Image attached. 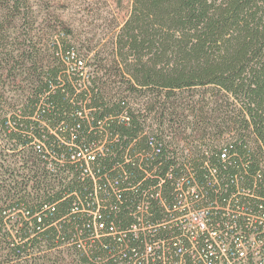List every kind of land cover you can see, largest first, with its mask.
<instances>
[{
    "label": "trees",
    "instance_id": "16d2710c",
    "mask_svg": "<svg viewBox=\"0 0 264 264\" xmlns=\"http://www.w3.org/2000/svg\"><path fill=\"white\" fill-rule=\"evenodd\" d=\"M21 1L0 0V36L12 16L24 15L16 12ZM121 1L116 0L118 5ZM63 33H58L63 54L56 53L59 58L54 68L41 66V49L30 30H21L15 49L1 58L0 85L19 89L25 99L20 107L8 111L0 94L3 149L13 153V140L24 141L28 132L45 130L40 120L57 128L65 122L69 128L80 123L77 130L86 142L107 132L106 146L116 158L105 159L106 167L116 161L141 178L142 172L133 170L123 153L147 149L150 161L159 163V173L170 166L177 168L166 150L178 144L165 136L184 130L191 117L196 131L204 133L208 127L214 133L229 130L223 143L235 139L232 151L242 163L250 171L264 170V0H131L128 17L105 58L107 63L103 64L98 53L93 55L95 76L88 91H77L63 75V70L86 67L70 51ZM17 75H21L18 80ZM78 100H85L92 125L78 121ZM124 112L126 117H122ZM98 121L104 125L99 127ZM144 125L152 133L154 147L161 148L157 155L151 151L149 138L141 135ZM214 152L207 158L211 163L218 162ZM234 162H239L238 157ZM189 165L197 179L206 175L199 161ZM16 172L0 164V264H118L109 256L116 243L105 249L94 241L88 256L65 246L72 231L83 228L81 217L71 213L74 197L63 200L55 195L54 201L34 204L23 194L24 204L31 209L29 222L21 216L7 222L6 209L21 203L10 196L20 192ZM27 174L35 175L31 168ZM70 187L80 191L77 184L67 190ZM44 190L38 185L39 194H45ZM103 241L108 243V239Z\"/></svg>",
    "mask_w": 264,
    "mask_h": 264
},
{
    "label": "built area",
    "instance_id": "2783aa9c",
    "mask_svg": "<svg viewBox=\"0 0 264 264\" xmlns=\"http://www.w3.org/2000/svg\"><path fill=\"white\" fill-rule=\"evenodd\" d=\"M93 71L63 70V75L77 91H88ZM84 103H76L81 107L77 119L92 125ZM103 123L98 121L99 127ZM39 126L45 130L28 132L24 141H12L15 153L23 156L16 169L20 192L10 196L21 203L6 209V215L16 213L11 217L19 215L29 222L31 209L24 199L35 204L54 201L55 195L63 200L74 197L71 213L81 217L83 228L72 231L65 246L87 256L89 245L98 241L105 249L116 243L109 256L118 264H264V170L250 171L242 163L232 151L235 139L213 148L170 146L166 156L175 159L177 168L170 166L164 173L158 172L159 163L150 161L149 150H135L132 155L126 150L124 161L142 172L141 178H135L116 161L108 167L102 163L116 158L106 146L107 132L86 142L77 130L80 123L69 128L65 122L57 128L40 120ZM141 135L149 138L151 151L157 155L161 148L154 147L146 125ZM210 151H217L213 155L218 162H209ZM192 161L205 167L206 175L200 180L189 165ZM28 168L34 176L27 174ZM74 184L80 191L67 190ZM38 185L45 194L37 192ZM167 186L168 193L164 192Z\"/></svg>",
    "mask_w": 264,
    "mask_h": 264
},
{
    "label": "rangeland",
    "instance_id": "374dc122",
    "mask_svg": "<svg viewBox=\"0 0 264 264\" xmlns=\"http://www.w3.org/2000/svg\"><path fill=\"white\" fill-rule=\"evenodd\" d=\"M130 7L131 0H122L120 5L116 0L21 1L19 11L16 12L24 15H14L2 26L0 60L4 54L15 49L21 30L25 32L30 30L34 41L41 49L39 53L41 66L44 70L54 68L59 58L56 53L63 54L58 33L64 32L63 38L70 45V51L83 60L84 64L86 63L85 70H93L94 65L91 64L95 53H98L103 64L107 63L105 58L112 48L114 36L128 17ZM22 16H25V19ZM20 77L21 75H17V80ZM0 94L4 109L8 111L20 107L25 100L19 89L12 90L6 85H0ZM184 125L185 129L176 134L168 132V140H174L182 147L197 148L206 146L207 143L217 145L225 141L230 134L229 130L214 133L209 127L204 133L196 131L191 117H187ZM21 156L23 155L20 153L14 151L12 153L9 148L3 149L0 140V164H3V168L16 170ZM7 214L8 222L16 213Z\"/></svg>",
    "mask_w": 264,
    "mask_h": 264
}]
</instances>
